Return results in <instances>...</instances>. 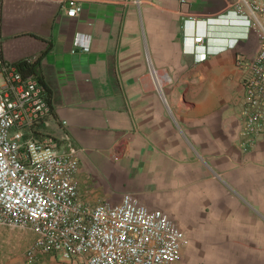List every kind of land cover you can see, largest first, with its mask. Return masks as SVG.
Wrapping results in <instances>:
<instances>
[{
	"label": "crops",
	"instance_id": "1",
	"mask_svg": "<svg viewBox=\"0 0 264 264\" xmlns=\"http://www.w3.org/2000/svg\"><path fill=\"white\" fill-rule=\"evenodd\" d=\"M69 1L2 0L0 69L39 58L35 75L15 68L45 87L37 135L78 155L84 200L163 210L187 238L171 264H264V140L239 146L235 66L256 38L233 0H76L75 17Z\"/></svg>",
	"mask_w": 264,
	"mask_h": 264
},
{
	"label": "built area",
	"instance_id": "2",
	"mask_svg": "<svg viewBox=\"0 0 264 264\" xmlns=\"http://www.w3.org/2000/svg\"><path fill=\"white\" fill-rule=\"evenodd\" d=\"M231 7L230 21L245 30L246 39L256 38L253 50L235 61L243 88L239 146L247 149L264 140V0H233ZM81 10L80 3L70 0L66 14L75 17ZM88 36L77 34L74 46L89 51ZM194 41L200 43L202 37ZM206 57L202 53L199 59ZM50 113L38 80L12 66L0 69V225L34 235L23 264H37L40 255L49 254L57 257L56 264L179 260L187 238L163 210L149 208L131 194L114 204L84 200L78 155L59 149L49 135H37Z\"/></svg>",
	"mask_w": 264,
	"mask_h": 264
},
{
	"label": "rangeland",
	"instance_id": "3",
	"mask_svg": "<svg viewBox=\"0 0 264 264\" xmlns=\"http://www.w3.org/2000/svg\"><path fill=\"white\" fill-rule=\"evenodd\" d=\"M33 239L31 232L0 225V264H23L26 248Z\"/></svg>",
	"mask_w": 264,
	"mask_h": 264
},
{
	"label": "trees",
	"instance_id": "4",
	"mask_svg": "<svg viewBox=\"0 0 264 264\" xmlns=\"http://www.w3.org/2000/svg\"><path fill=\"white\" fill-rule=\"evenodd\" d=\"M39 65H40L39 58L33 61L19 60L13 63V66H15L19 71H21L25 75L37 74V68Z\"/></svg>",
	"mask_w": 264,
	"mask_h": 264
}]
</instances>
